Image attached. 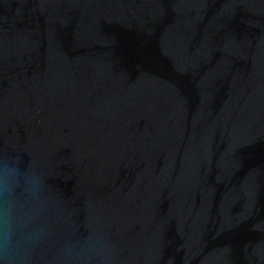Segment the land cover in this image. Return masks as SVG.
<instances>
[{
    "label": "water",
    "instance_id": "95a60500",
    "mask_svg": "<svg viewBox=\"0 0 264 264\" xmlns=\"http://www.w3.org/2000/svg\"><path fill=\"white\" fill-rule=\"evenodd\" d=\"M0 264H264V0H0Z\"/></svg>",
    "mask_w": 264,
    "mask_h": 264
}]
</instances>
